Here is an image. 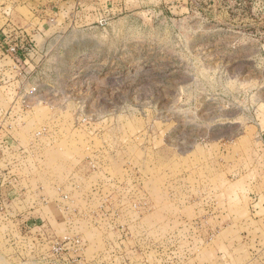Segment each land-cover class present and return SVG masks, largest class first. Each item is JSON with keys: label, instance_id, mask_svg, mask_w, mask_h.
Returning <instances> with one entry per match:
<instances>
[{"label": "rangeland", "instance_id": "1", "mask_svg": "<svg viewBox=\"0 0 264 264\" xmlns=\"http://www.w3.org/2000/svg\"><path fill=\"white\" fill-rule=\"evenodd\" d=\"M0 264H264V0H0Z\"/></svg>", "mask_w": 264, "mask_h": 264}, {"label": "built area", "instance_id": "2", "mask_svg": "<svg viewBox=\"0 0 264 264\" xmlns=\"http://www.w3.org/2000/svg\"><path fill=\"white\" fill-rule=\"evenodd\" d=\"M9 52L11 53V55L17 54V50L14 49V47H9Z\"/></svg>", "mask_w": 264, "mask_h": 264}]
</instances>
